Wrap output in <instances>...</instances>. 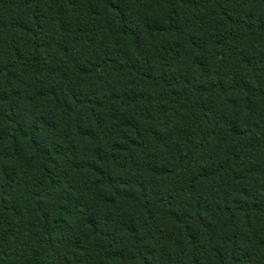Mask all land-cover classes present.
Segmentation results:
<instances>
[{
    "label": "trees",
    "instance_id": "1",
    "mask_svg": "<svg viewBox=\"0 0 264 264\" xmlns=\"http://www.w3.org/2000/svg\"><path fill=\"white\" fill-rule=\"evenodd\" d=\"M0 264H264V0H0Z\"/></svg>",
    "mask_w": 264,
    "mask_h": 264
}]
</instances>
